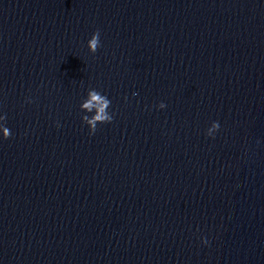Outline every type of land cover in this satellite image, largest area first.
I'll return each instance as SVG.
<instances>
[{
    "label": "clouds",
    "instance_id": "1",
    "mask_svg": "<svg viewBox=\"0 0 264 264\" xmlns=\"http://www.w3.org/2000/svg\"><path fill=\"white\" fill-rule=\"evenodd\" d=\"M88 49L91 53H96L97 49L101 46L100 42V33L99 31H96L92 34L91 38L88 41ZM111 104V101L107 98V96L101 94L99 91L92 89L88 92V99L83 103L82 108L87 109L89 112L93 110V108L96 109V114L89 117H83L82 119L87 122L88 128H89V135H92L96 132L97 124H105V123H111L113 120V115L109 114L107 109L109 108V105ZM161 108H165V104L160 105ZM6 119L5 116H0V121H4ZM219 123L217 122L214 124V127H219ZM0 128L3 129V138L8 139L11 135L10 129L4 126L3 124H0ZM203 243L207 244L208 241L205 239L202 241Z\"/></svg>",
    "mask_w": 264,
    "mask_h": 264
}]
</instances>
